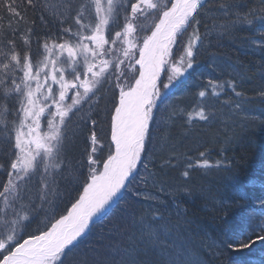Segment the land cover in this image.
Returning a JSON list of instances; mask_svg holds the SVG:
<instances>
[{"label":"trees","instance_id":"trees-1","mask_svg":"<svg viewBox=\"0 0 264 264\" xmlns=\"http://www.w3.org/2000/svg\"><path fill=\"white\" fill-rule=\"evenodd\" d=\"M9 3L17 7L20 15L8 12ZM33 3L38 7L30 5L28 0H0V52H8L11 45L5 37L13 38L12 30L16 29V50L23 53L30 48L33 62L41 59L46 40H55L58 35L69 39L67 33L60 31L61 27L71 26L76 31L78 26L71 17L81 3L89 4V0H33ZM206 3L207 7L197 17L199 25L194 22L202 40L194 49L193 69L153 110L150 137L145 141L147 148L123 196L104 218L92 225L77 247L67 253L64 264H122L129 259L128 253H132L137 264H164L176 256L185 262L199 260L200 264H264V245L260 242L239 250L226 247V242L234 241L245 227L250 214L257 220L264 218V206L259 202L264 199V96L260 95L264 91V19H261L264 0ZM221 3L231 6L229 15H223L218 7ZM66 5H71L70 11ZM252 10L251 23L237 22L228 32L220 30L221 24L236 21L237 14L243 21L244 14ZM61 18L66 21L62 26ZM93 19L94 10H85L84 23ZM118 19L119 24L111 25L110 35L123 26L122 13ZM143 22L139 18L138 23ZM153 26L151 21L139 28L140 38L149 35ZM28 28L33 32L28 33ZM192 31L193 27H189L180 38L172 51L171 62L181 56L186 37ZM24 35L29 39L27 45L22 39ZM121 47L118 42L114 49ZM120 54L114 51L113 56L121 58ZM3 59L0 56V61ZM129 65L125 61L121 66L123 75L119 81L114 68H110L111 87L103 83L90 100L66 118L60 160L50 162V175L46 177L51 187L42 195L40 188H35L40 193L25 200L29 203L27 213L40 217L29 223L32 226L22 228V234L29 233L25 239L46 231L66 215L80 197L91 175L90 167L100 171L103 161L114 151L111 118L119 99L117 83L126 90L138 74L137 68L132 71ZM166 81L164 77L162 83ZM209 81L214 84L232 81L235 90L226 86L214 90ZM201 91L206 92L204 97L199 95ZM237 92L241 95L237 96ZM2 97L3 86H0V103L9 109L5 122H0V165L3 166L0 185L7 181V171L16 158L12 122L19 125V115L14 114L19 109L17 97L12 94L6 101ZM200 111L207 119L200 118ZM49 116L47 110L40 118L47 131ZM93 132L97 137L95 153L91 152ZM89 154L97 164L89 165ZM205 160L207 166H203ZM198 161L201 166H197ZM57 163L59 168L52 166ZM189 163L192 168L187 167ZM184 171L189 175L184 176ZM36 179L34 176L22 181ZM34 199L36 203H32ZM149 230L158 234L159 247L153 248L149 243ZM217 246H222V252H217Z\"/></svg>","mask_w":264,"mask_h":264},{"label":"snow or ice","instance_id":"snow-or-ice-1","mask_svg":"<svg viewBox=\"0 0 264 264\" xmlns=\"http://www.w3.org/2000/svg\"><path fill=\"white\" fill-rule=\"evenodd\" d=\"M28 3L38 7L33 0H28ZM206 7V0H168L166 4L159 0H89V4L81 3L75 16L71 17L78 26L76 31L73 32L71 26L61 27L60 31L67 33L69 39L65 40L63 36L58 35L55 40H46L42 45L44 54L35 62L30 48L23 53L16 50V29L12 30L13 38L5 37L11 47L8 52H0V56L4 57L3 61H0L2 99L6 101L15 94L19 103V109L14 113L19 115V125H16L15 121L12 122V130L15 132L12 147L16 150V158L11 161L7 171L8 179L0 190V198L9 206L19 194L17 181L24 180L30 170H34L40 163H43L47 172L52 160H60L66 118H70L69 113H72L74 108L79 110L77 106L81 105V101L90 100L99 90V86L110 79L109 69L114 68L119 81V77L123 75L121 65L124 60L132 58L134 51H138L139 58L135 60V64L139 65V76L127 90L117 83L119 100L111 118V143L114 151H110L107 159L103 161V170L90 167L91 175L79 199L72 204L67 215L61 216L46 231L31 235L21 242L13 229V235H8L6 240L0 239V264H64L63 258L77 247L80 243L78 238L86 234L89 221L104 210L109 201L124 187L125 180L132 175L137 161L141 159V152L146 150L145 141L150 137L149 121L153 119L155 98L161 96V88L158 85L161 71L168 65L171 75L168 76V82L163 83V88L168 89L185 72L193 69L196 63L194 49L202 40L194 22L199 25L197 17ZM218 7L223 11V15H229L230 5L221 3ZM66 8L70 11L71 5H66ZM7 10L12 15H20L14 4L9 3ZM85 10H94V19L87 24L84 23ZM121 13L123 26L114 35H110V27L119 24ZM250 15L254 18V10L244 14L241 21L237 14L236 21L221 24L220 30L228 32L237 22L251 23ZM149 16L152 17L154 26L151 28V34L146 35L140 44L135 38L138 30L136 21L139 18L147 20ZM41 19L44 17L41 16ZM261 19H264V16ZM65 22L60 19L61 26ZM189 27H193V31L187 43L183 45V53L178 60L170 63L172 46L180 43V38ZM27 32L31 33L33 29L28 28ZM22 39L26 45L29 44L27 35L22 36ZM118 42L122 47L114 49ZM114 51L121 52L124 59L114 57ZM81 68L83 71H80ZM129 68L132 70L135 65H129ZM18 73H22V76ZM66 75L71 78H66ZM8 81L10 83H7ZM209 84L214 90L225 86L235 90L232 81L226 84H214L209 81ZM70 90H74L71 103L66 104ZM215 94L213 91V95ZM199 95L204 97L206 92L201 91ZM236 95L240 96L241 93L237 92ZM260 95L264 96V91H261ZM49 100L51 105L45 103ZM53 107L55 111H51ZM0 109V122H5V113L9 109L3 103H0ZM45 109L50 112L49 131L42 133L40 118ZM198 115L201 119H207L203 111ZM5 126L7 127V124ZM91 142V152L95 153V132L92 133ZM200 155L204 156V153ZM60 163L52 166L59 168ZM88 163L91 166L98 161L89 154ZM197 166H201L199 161ZM203 166H207L206 160ZM187 167L192 168L193 165L189 163ZM183 175L188 176V171H184ZM259 202L264 206V199ZM26 219L27 216L20 217V220ZM147 235L151 246L159 247L158 234L149 230ZM257 242L264 245V218L257 220L250 214L245 227L240 230L234 241L226 242V247L239 250L249 248ZM216 250L222 252V246H217ZM171 255L169 254L170 257ZM128 257L122 264H137L132 253H128ZM164 264H200V261L185 262L176 256L164 261Z\"/></svg>","mask_w":264,"mask_h":264},{"label":"rangeland","instance_id":"rangeland-1","mask_svg":"<svg viewBox=\"0 0 264 264\" xmlns=\"http://www.w3.org/2000/svg\"><path fill=\"white\" fill-rule=\"evenodd\" d=\"M159 2H161L162 4H166V0H159ZM159 15V13H157V16ZM139 20V19H138ZM138 20L136 21V23H137V26H138V30L137 31H139V28L140 29H142L146 24H149L151 21H152V17L151 16H149V18L147 19V20H145L144 19V22L143 23H141V24H139L138 23ZM184 36V35H183ZM182 36V37H183ZM181 37V38H182ZM135 38H136V40H137V42L138 43H140V44H142V42H143V38H140V36L138 35V33L136 32L135 33ZM188 38H189V36L188 37H186V42H187V40H188ZM185 45V44H184ZM183 49V48H182ZM184 50V49H183ZM134 52H136V54H138L139 55V52L138 51H134ZM183 52H181V54H182ZM44 54V53H43ZM171 58V56L169 57V59ZM179 59V58H178ZM177 59V60H178ZM131 61V63L133 64L134 63V65H135V68L134 69H136V67H137V64H135V60H133V57L130 59ZM169 62H171V60H169ZM139 69V68H138ZM190 70V69H189ZM189 70L187 71V72H185V74L183 75V76H181L180 78H179V80L178 81H174L173 82V89L174 88H177L178 86H179V84L182 82V80L185 78V76L187 75V73L189 72ZM80 71H83V68H81L80 69ZM169 75H171V72H170V70H169V67H168V65H165V69H164V71H163V79H164V77L165 78H167V81L166 82H168V76ZM66 78H71V76L70 75H66ZM111 82H112V77L110 76V79L109 80H105L103 83H105L106 85H108L107 87H111ZM134 84V83H133ZM133 84H131V85H133ZM33 86H35L34 85V83H33ZM100 86H103V84L102 85H100ZM100 86H99V88H100ZM123 86V85H122ZM130 86V85H129ZM53 87L54 88H57V86L56 85H53ZM124 87V86H123ZM161 88V87H160ZM109 89L110 88H108V89H105V92H104V94L103 95H105V93L107 92V91H109ZM117 89L119 90V88L117 87ZM163 89L161 88V92H163L164 94H165V96H166V99L169 97L168 95H169V92H167V91H165V90H163ZM82 91V90H81ZM73 92H74V90H70L69 91V94H68V97L66 98V101H65V103L66 104H70L71 103V96L73 95ZM118 93H119V91H118ZM170 93H172V92H170ZM91 95V94H90ZM117 95H119V94H117ZM161 95H162V93H161ZM160 97H157V98H155V100H156V104H157V102H158V99H159ZM45 103H47V104H49V105H51V101L49 100V101H45ZM84 103V101H81V105H78L77 106V108H80V106H82V104ZM154 108V107H153ZM47 110H49V109H45V113L44 114H47ZM51 110H54L55 111V109H54V107L53 108H51ZM76 109L74 108L73 109V111H75ZM43 114V115H44ZM70 114H72V113H69V115ZM29 123H30V121H29ZM24 131L26 132L27 131V129L25 128L24 129ZM40 131L43 133V132H46L47 130H46V128H44V126H43V122L40 120ZM138 163H139V160L137 161V164H136V167H137V165H138ZM49 169H50V166L48 167V170H47V172H45V168H44V165H41V163L34 169V170H30V172L28 173V175H26L25 177H27V176H31V175H33V174H35V175H37L36 177H37V179H36V181H38V185L40 186V191H42V193H41V195L43 194V193H45L44 192V190H46V188L45 187H47V190L49 191V189H50V184H48V180L46 179V177L48 176V175H50V174H48V171H49ZM134 171V170H133ZM38 178H39V180H38ZM48 178V177H47ZM18 183H19V181H17ZM47 193V192H46ZM42 201V198H41V200H40V202ZM68 212V211H67ZM26 215H28V214H26ZM21 216V215H20ZM16 221V223H15V226L17 227V228H15V229H17V231L15 230V235L16 236H18L20 233H21V230H23L22 229V227H23V220H20V219H16L15 220ZM14 224V223H13ZM14 233H13V230H12V232L10 233V235H13ZM17 238H19V237H17Z\"/></svg>","mask_w":264,"mask_h":264},{"label":"flooded vegetation","instance_id":"flooded-vegetation-1","mask_svg":"<svg viewBox=\"0 0 264 264\" xmlns=\"http://www.w3.org/2000/svg\"><path fill=\"white\" fill-rule=\"evenodd\" d=\"M17 184L19 185V194L12 200L11 206L6 205L3 198H0V239H7V236L10 235V232L8 231H12V228L14 227L13 221L20 219L21 216H27V219L23 220V224L40 219L37 215L31 216L30 214L26 215L25 212H22L25 210V206L29 204L25 200H28L32 194L40 193V191L35 190V188H40L38 185L39 183L32 181ZM2 187L3 185H0V190H2ZM33 202L36 203V200H32V203ZM11 212H14V214L9 215ZM39 225L40 223L37 226ZM27 235H29V233L19 234L16 237H19L18 239L22 242Z\"/></svg>","mask_w":264,"mask_h":264},{"label":"water","instance_id":"water-1","mask_svg":"<svg viewBox=\"0 0 264 264\" xmlns=\"http://www.w3.org/2000/svg\"><path fill=\"white\" fill-rule=\"evenodd\" d=\"M126 183H127V181L125 180V185H126ZM125 185H124V187L121 188V190H120L121 193H122L123 189L125 188ZM116 200H117V198L113 199V201L111 202L109 207L100 216H98V218L93 219L90 224L98 222V220H100L107 212H109V210L116 204Z\"/></svg>","mask_w":264,"mask_h":264},{"label":"bare ground","instance_id":"bare-ground-1","mask_svg":"<svg viewBox=\"0 0 264 264\" xmlns=\"http://www.w3.org/2000/svg\"><path fill=\"white\" fill-rule=\"evenodd\" d=\"M162 72V71H161ZM154 109H156V105L154 106V108H153V110ZM152 110V111H153ZM118 194V193H117ZM117 196V195H116ZM115 196V197H116ZM115 197H113V199L115 198ZM112 199V200H113ZM112 200L111 201H109V204L108 205H106L105 206V209L104 210H102L100 213H97L96 215H94L93 217H92V219L89 221V228H90V223H91V221L93 220V219H95V218H98V216H100L108 207H109V205L111 204V202H112ZM27 226H32V225H30V224H28ZM89 228L86 230V233L88 232V230H89Z\"/></svg>","mask_w":264,"mask_h":264}]
</instances>
